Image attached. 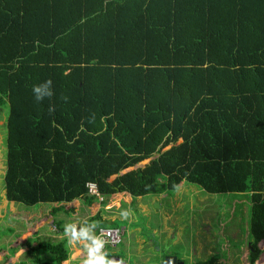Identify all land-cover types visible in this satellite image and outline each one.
I'll return each instance as SVG.
<instances>
[{"label":"trees","instance_id":"16d2710c","mask_svg":"<svg viewBox=\"0 0 264 264\" xmlns=\"http://www.w3.org/2000/svg\"><path fill=\"white\" fill-rule=\"evenodd\" d=\"M0 97L7 203L187 183L246 196L264 240V0H0Z\"/></svg>","mask_w":264,"mask_h":264},{"label":"rangeland","instance_id":"374dc122","mask_svg":"<svg viewBox=\"0 0 264 264\" xmlns=\"http://www.w3.org/2000/svg\"><path fill=\"white\" fill-rule=\"evenodd\" d=\"M6 115L0 97V264H82L79 247L67 244L64 226L95 222L98 227L101 221L122 229L120 244L105 251L125 264H157L164 254L188 264L191 253L204 263L264 264V243L253 253L247 245L250 203L242 194L210 195L180 183L163 195L125 200L116 195L108 202L82 198L68 203L70 207L7 203L2 197ZM124 210L129 211L127 219L120 215ZM139 231L141 237H136Z\"/></svg>","mask_w":264,"mask_h":264},{"label":"clouds","instance_id":"9594fccd","mask_svg":"<svg viewBox=\"0 0 264 264\" xmlns=\"http://www.w3.org/2000/svg\"><path fill=\"white\" fill-rule=\"evenodd\" d=\"M32 92L35 99L38 102L43 101L45 98H51L53 95L52 81L46 80L42 84L33 85ZM62 99L67 101V97H62ZM53 110L54 107L49 108L50 112ZM174 188L178 189L179 186L174 185ZM98 201L101 202L102 199L100 198V200ZM120 215L122 218L127 219L129 216V211L128 210L121 211ZM96 229H97V224L95 222L92 223L85 222L80 225H77L75 223H69L64 226V236L67 239V244L69 246L79 247V251L83 257L82 264H125L123 263V261L109 257V253L105 251L106 241L104 238L96 234ZM261 242L264 243V240H262Z\"/></svg>","mask_w":264,"mask_h":264},{"label":"built area","instance_id":"2783aa9c","mask_svg":"<svg viewBox=\"0 0 264 264\" xmlns=\"http://www.w3.org/2000/svg\"><path fill=\"white\" fill-rule=\"evenodd\" d=\"M87 191L91 196L96 197V199L100 200V198L97 195V192L95 190V187L92 184H89L87 187ZM96 234L101 236L105 239L106 245L109 246H116L120 243L121 235H122V229H119L117 227L115 228H108V227H100L98 226L96 229Z\"/></svg>","mask_w":264,"mask_h":264},{"label":"water","instance_id":"95a60500","mask_svg":"<svg viewBox=\"0 0 264 264\" xmlns=\"http://www.w3.org/2000/svg\"><path fill=\"white\" fill-rule=\"evenodd\" d=\"M147 162H148V160L143 161V162L139 163L136 167H143V165H145ZM261 243H263V242H261ZM115 259L119 260L118 258H115ZM159 264H184V263L182 261H180L174 255H165Z\"/></svg>","mask_w":264,"mask_h":264},{"label":"crops","instance_id":"0c3cea01","mask_svg":"<svg viewBox=\"0 0 264 264\" xmlns=\"http://www.w3.org/2000/svg\"><path fill=\"white\" fill-rule=\"evenodd\" d=\"M163 195V194H162ZM120 198L121 199H123L121 196H120ZM129 198V197H128ZM110 199H112V198H110ZM109 199V200H110ZM124 200H125V198H124ZM129 201H130V199H128ZM118 205V204H117ZM106 206V205H105ZM112 207V205L111 206H109L108 208H111ZM116 207V206H115ZM208 229V228H207ZM136 237H141V232L139 231L138 232V234H137V236ZM140 239V238H139ZM140 243H141V239H140V241H139ZM136 243V242H135ZM126 248H131V247H129V246H127L126 245ZM135 248V247H134ZM156 248V247H155ZM164 255H169V254H164ZM171 255V254H170ZM193 256H196V254L195 253H191V255H190V257H189V262H188V264H199V263H204V262H202V261H197L195 258H193ZM162 259V258H161ZM161 259L160 260H157L156 262H157V264H159V262L161 261ZM216 262H219L220 263V261H216ZM219 263H217V264H219ZM260 264V263H259Z\"/></svg>","mask_w":264,"mask_h":264}]
</instances>
